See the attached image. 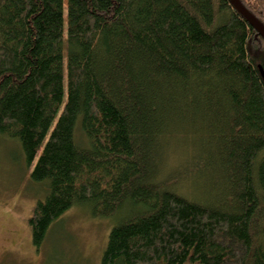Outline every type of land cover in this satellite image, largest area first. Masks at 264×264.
Wrapping results in <instances>:
<instances>
[{"label":"trees","instance_id":"obj_1","mask_svg":"<svg viewBox=\"0 0 264 264\" xmlns=\"http://www.w3.org/2000/svg\"><path fill=\"white\" fill-rule=\"evenodd\" d=\"M240 1L264 25V0ZM258 65L264 38L229 0H0V135L45 185L34 245L88 204L118 218L100 264H264ZM171 143L191 197L161 173Z\"/></svg>","mask_w":264,"mask_h":264},{"label":"rangeland","instance_id":"obj_2","mask_svg":"<svg viewBox=\"0 0 264 264\" xmlns=\"http://www.w3.org/2000/svg\"><path fill=\"white\" fill-rule=\"evenodd\" d=\"M75 139L81 145L86 143L78 126ZM161 155L159 166L167 185H176L190 197L197 194L187 150L171 143ZM32 167L20 143L0 135V264H100L108 234L118 218L94 216L88 204L67 209L50 225L43 242L34 245L28 219L36 202L44 198L45 185L31 180Z\"/></svg>","mask_w":264,"mask_h":264},{"label":"water","instance_id":"obj_3","mask_svg":"<svg viewBox=\"0 0 264 264\" xmlns=\"http://www.w3.org/2000/svg\"><path fill=\"white\" fill-rule=\"evenodd\" d=\"M231 4L240 12L249 23L255 28V30L264 38V25L263 23L255 17L245 6L241 3L240 0H229ZM261 75L264 79V70L261 65H258Z\"/></svg>","mask_w":264,"mask_h":264}]
</instances>
